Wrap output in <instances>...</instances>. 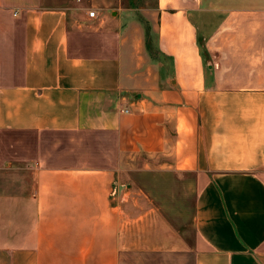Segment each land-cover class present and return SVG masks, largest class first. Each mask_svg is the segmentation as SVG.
Returning a JSON list of instances; mask_svg holds the SVG:
<instances>
[{
	"label": "crops",
	"instance_id": "obj_1",
	"mask_svg": "<svg viewBox=\"0 0 264 264\" xmlns=\"http://www.w3.org/2000/svg\"><path fill=\"white\" fill-rule=\"evenodd\" d=\"M95 12L0 0V264H264V0H157L160 59ZM132 165L191 183L190 245L130 248Z\"/></svg>",
	"mask_w": 264,
	"mask_h": 264
},
{
	"label": "rangeland",
	"instance_id": "obj_2",
	"mask_svg": "<svg viewBox=\"0 0 264 264\" xmlns=\"http://www.w3.org/2000/svg\"><path fill=\"white\" fill-rule=\"evenodd\" d=\"M48 6H81L86 12L97 8L125 10L134 14L132 24L140 26L145 48L152 59L159 57L156 44L158 32L157 0H44ZM8 170L0 172V181L9 179ZM124 192L130 193L124 207V221L129 234L130 248L167 246L168 238H177L190 245L194 230L192 216L194 196L191 183L184 176L158 171H142L136 165L124 168L118 178ZM155 240V241H154ZM184 244V245H185ZM134 257H141L134 254ZM143 264H151L146 256ZM130 264H136L130 261ZM186 264L188 262L186 261Z\"/></svg>",
	"mask_w": 264,
	"mask_h": 264
},
{
	"label": "built area",
	"instance_id": "obj_3",
	"mask_svg": "<svg viewBox=\"0 0 264 264\" xmlns=\"http://www.w3.org/2000/svg\"><path fill=\"white\" fill-rule=\"evenodd\" d=\"M88 16L90 18H95L96 17V12L95 11H89ZM125 113H128V110H124Z\"/></svg>",
	"mask_w": 264,
	"mask_h": 264
},
{
	"label": "bare ground",
	"instance_id": "obj_4",
	"mask_svg": "<svg viewBox=\"0 0 264 264\" xmlns=\"http://www.w3.org/2000/svg\"><path fill=\"white\" fill-rule=\"evenodd\" d=\"M163 1V0H162Z\"/></svg>",
	"mask_w": 264,
	"mask_h": 264
}]
</instances>
